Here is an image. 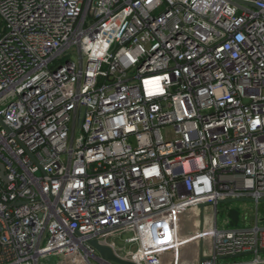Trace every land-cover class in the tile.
Masks as SVG:
<instances>
[{
    "label": "built area",
    "instance_id": "2783aa9c",
    "mask_svg": "<svg viewBox=\"0 0 264 264\" xmlns=\"http://www.w3.org/2000/svg\"><path fill=\"white\" fill-rule=\"evenodd\" d=\"M0 120V264H264V0H0Z\"/></svg>",
    "mask_w": 264,
    "mask_h": 264
},
{
    "label": "rangeland",
    "instance_id": "374dc122",
    "mask_svg": "<svg viewBox=\"0 0 264 264\" xmlns=\"http://www.w3.org/2000/svg\"><path fill=\"white\" fill-rule=\"evenodd\" d=\"M212 207L208 206L206 213L203 215L201 210L192 209L184 217V224L186 232H199L203 227L211 225L215 221L213 213H211ZM257 213V206L255 203L248 202H234L221 204L218 207L217 224L220 230L231 229H246L252 226L255 221ZM258 215L260 225L264 226V204H260L258 207ZM234 220L239 224H233ZM193 247H196L193 245ZM192 248V247H189ZM136 246L132 247L133 252L136 251ZM264 258V253L262 254ZM237 258L235 262H241L243 260H250ZM58 258H51L47 264H57ZM232 262V261H231ZM234 262V261H233Z\"/></svg>",
    "mask_w": 264,
    "mask_h": 264
},
{
    "label": "water",
    "instance_id": "95a60500",
    "mask_svg": "<svg viewBox=\"0 0 264 264\" xmlns=\"http://www.w3.org/2000/svg\"><path fill=\"white\" fill-rule=\"evenodd\" d=\"M0 123L3 124V122L0 120ZM0 177L5 181L7 182V178L2 174L0 173ZM234 202H248V203H254V201L252 200H228V201H225V202H222L221 204H225V203H234ZM261 203H264V200L261 201ZM210 206V204H206V205H201L200 206V209L202 211H204V209L206 207ZM91 245L97 250V252L99 253V255L101 256V258L105 261V262H114V263H117V264H131L129 262H124L122 260H120L118 257L115 256L113 250L109 247H105V246H102L97 240H93L90 242ZM202 261H204L205 259L202 258L201 259Z\"/></svg>",
    "mask_w": 264,
    "mask_h": 264
},
{
    "label": "crops",
    "instance_id": "0c3cea01",
    "mask_svg": "<svg viewBox=\"0 0 264 264\" xmlns=\"http://www.w3.org/2000/svg\"><path fill=\"white\" fill-rule=\"evenodd\" d=\"M201 209L199 208V211H200ZM201 212L203 213V211L201 210ZM233 224H239V222L238 221H236V220H234V222H232ZM184 226H185V224H184ZM184 234H187V233H190L191 232V230L189 231V232H186V230H185V227H184ZM200 247H201V245H200V243H198V244H196V253H197V258H198V260L196 259V261H195V263H197V262H199L200 261ZM191 251V250H190ZM240 258H243V259H248V258H251V256L250 255H245V256H242V257H240ZM181 260H182V262H186L187 260H188V257H187V255H186V253L184 254V255H182L181 256Z\"/></svg>",
    "mask_w": 264,
    "mask_h": 264
}]
</instances>
